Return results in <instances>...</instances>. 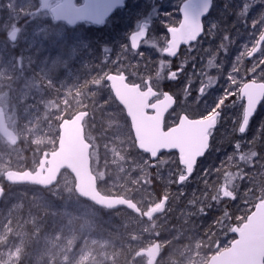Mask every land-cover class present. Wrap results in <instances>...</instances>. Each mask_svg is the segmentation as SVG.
I'll list each match as a JSON object with an SVG mask.
<instances>
[{
    "label": "trees",
    "instance_id": "16d2710c",
    "mask_svg": "<svg viewBox=\"0 0 264 264\" xmlns=\"http://www.w3.org/2000/svg\"><path fill=\"white\" fill-rule=\"evenodd\" d=\"M181 1L174 0L171 6H166V0H151L150 3L145 0H126L124 7L116 10L102 27L104 35L83 25L68 29L78 33L87 28L90 36L88 46L92 57L83 55L78 58L72 48L56 54L49 43H42L40 37L31 36V33L26 36L24 48L19 47L16 39L10 41L8 30L23 34L34 16L42 11L39 0H0V94L15 85L25 71V78L40 84L46 95L45 100L58 98L50 106L54 116L50 121L54 122L56 130L61 118L71 117L83 108L95 117L93 123L100 120L99 126L107 130V125L117 119L110 114L114 105L113 97L103 79L99 85L92 81L104 77L106 73L122 70L123 67L116 66L114 62L124 57V53L119 51L124 47L116 44L115 37L147 24L150 26L149 38L155 33L165 38L167 26H175L179 21L177 8ZM165 13L170 15L166 16ZM241 13L244 15L241 16ZM262 17L264 0H217L211 11L210 25L205 27L208 34L211 24L217 25L214 33L218 35L219 42L207 48L204 41L200 40L195 50L183 49L178 58L172 61L175 68L185 70L203 65L202 56L209 50L225 54L226 62L210 73L213 84L209 88L212 97L208 103L214 96L221 95L225 88L234 94L226 99L225 103L229 107L222 112L223 118L213 131L210 149L199 161L189 181L182 185L175 183L180 169L175 154L164 155V158L170 157L174 161L167 179L170 184L164 175L157 172L158 169L151 168L150 163H144L149 169L146 185L153 198L148 203L152 205L167 196L164 210L150 220L142 219L124 208L108 211L95 206L97 213L94 216L67 218L54 206H46L30 197L31 189L35 188L3 183L2 173L5 170L33 169L37 163L33 156L35 144L20 136L25 122L20 119L22 109H16L14 121L6 118V129H14L17 138H13L16 141L13 145L0 135V183L5 188L0 200V249L11 256L10 263L0 261V264H133L137 260V251L153 241H159L161 246L165 244L164 249L168 246L175 249L172 261L177 264H205L211 255L228 247L235 238L233 227L241 225L255 204L264 199V132L259 131L264 122V104L250 123L248 131L245 134L238 131L242 117L238 88L243 81L264 78V68L261 73H255L252 69L254 64L247 61L245 55L237 65V83H225L237 57L245 48L250 49L252 46L248 37L249 29L252 28V34H256L264 27L259 23ZM254 21L257 22L255 27ZM97 35L105 38L97 39ZM224 35H228L232 41L228 44L227 52L220 49L222 42L228 43L223 41ZM16 43L15 47L10 46ZM123 45L129 49L127 44ZM141 52L145 53L142 61L146 63L147 57L158 58V53L151 49L145 48ZM210 60L212 64L215 61L213 58L205 61ZM101 65L106 67L100 69ZM135 65L142 68L140 57ZM145 75L141 71L140 76L147 78ZM22 84L19 83L18 87ZM195 93L191 103L200 105L203 109L201 112H205L208 103L204 101L209 95L197 99L200 97L199 90L196 89ZM86 96L90 98L88 104L84 103ZM181 97L177 95L180 101ZM76 99L77 103H74ZM233 104L234 107L231 106ZM116 111L125 124L130 141H127L128 147L121 141L113 144L124 155L127 167L143 165L142 161L147 157L136 150L127 119L119 108ZM57 135L58 131L53 134V147ZM237 142L240 143L239 149L235 148ZM252 152L257 155L250 157ZM245 154L251 158L250 163L239 159L240 155ZM137 156L139 161L136 160ZM205 173H208L206 178ZM64 178L71 181V194L75 196L72 177L63 172L59 181ZM226 182L234 186L235 199L223 198L219 203L212 201L211 197ZM98 189L105 195L124 196L112 188L104 187L99 181ZM42 192L47 193L49 190ZM129 199L136 202L134 197ZM201 207L204 213L199 211ZM162 254L163 248L160 258ZM159 260L157 264H161Z\"/></svg>",
    "mask_w": 264,
    "mask_h": 264
},
{
    "label": "water",
    "instance_id": "95a60500",
    "mask_svg": "<svg viewBox=\"0 0 264 264\" xmlns=\"http://www.w3.org/2000/svg\"><path fill=\"white\" fill-rule=\"evenodd\" d=\"M52 1L59 2L49 8V5ZM125 1L126 0H83L81 4H76V0H39L40 9L43 11L49 8L50 15L54 22L63 23L70 28H74L78 24H105L116 10L124 7ZM202 3L203 0H185L180 5V8H183L185 5H189L191 11H196ZM211 8L209 9V12L201 18L203 25L204 19L209 15ZM179 15L180 20H182L183 16L180 11ZM178 26L179 23L176 25V27ZM167 34L168 38L170 39V33L167 32ZM202 35L203 33L201 36ZM147 36L148 34H146L142 40L146 39ZM15 37L16 32H12L9 35L10 40H14ZM200 37H198L197 40ZM196 41L190 42L189 44H181L177 50V56L181 52V49L192 45ZM257 53H254L253 56L248 58L254 57ZM177 56L165 57H168L169 59H175ZM115 74L116 73H109V75ZM105 81L110 87V82L106 79ZM125 82L129 83L127 82V78ZM249 82L251 81H247L246 83ZM111 91L115 100L120 103V101L115 97L112 89ZM262 103L263 100L257 105V111L250 118V122L258 112ZM175 104L176 100L173 98V104L167 110V112H165V116L175 106ZM244 104H246V101H244ZM122 106L126 111L127 118L130 121L136 147L139 152L145 154L142 149L147 144V132L143 129H141L139 133L134 131L133 122L129 117L124 105ZM88 115L89 113L87 111H82L78 112L71 118L63 119L58 127L59 138L56 148L53 151H45L42 153L35 170L7 169L2 173V182L10 186L30 185L44 189H50L56 186L61 173L67 172L73 179V189L76 196L99 209L113 211L124 208L146 220H150L161 213L164 210V206L167 201L165 197H163L157 205L149 208L147 211H143L132 199L118 195H105L100 192L98 189L97 177L92 171L91 166L90 152L92 146L90 143H88L85 136L84 121ZM5 121V114L4 112L0 111V135L4 136L8 142L15 145L16 141L6 133ZM210 143L211 140L209 138V148L206 150L205 154L210 149ZM163 153H175L178 158V152L175 150H162L161 154ZM205 154L202 157L197 158V163L205 156ZM145 155L148 156V154ZM158 158L156 160H151L149 158V160L153 165L158 160ZM3 183H0V200L5 194V188L2 185ZM232 234L235 236V238L229 244V246L211 255L206 264H264V199L259 200L255 204L253 210L248 214L247 218L241 225L233 227ZM160 255L161 244L159 241H153L150 245L140 249L136 253V257L145 258V264H157Z\"/></svg>",
    "mask_w": 264,
    "mask_h": 264
},
{
    "label": "snow or ice",
    "instance_id": "6c2138e0",
    "mask_svg": "<svg viewBox=\"0 0 264 264\" xmlns=\"http://www.w3.org/2000/svg\"><path fill=\"white\" fill-rule=\"evenodd\" d=\"M213 0H203V3L198 7L196 11H191L189 5H185L183 8H179L182 13L183 19L179 21V26H167V32L170 33L171 38L164 42V46L159 48V52L162 55L168 57L177 56V50L181 44H189L190 42L196 41L198 37L204 32V25L202 24L201 18L209 12ZM165 15H170L165 13ZM241 16L244 14L241 13ZM257 22H253V27ZM260 24L264 25V17L259 21ZM150 26L145 24L142 25L138 31L134 32L130 37V47L132 50H137L141 46V40L149 32ZM217 28L215 23L211 24L208 30L209 34H213ZM239 35V33H238ZM251 39V34H249ZM223 41L220 44V49L227 52L228 44L232 41L228 35H224ZM147 44L148 42L145 41ZM264 44V27L261 28L259 38L252 43L250 49L245 48L237 60L232 65V71L228 73L227 83L230 81L232 84L237 83L236 74H238L237 65L243 56L251 57L254 53L260 52L261 56L264 57V48L261 45ZM155 47V44H153ZM142 59H145V53H136ZM147 60H151V57H147ZM215 57H213V60ZM264 63V60L260 61ZM212 63V60L209 61ZM160 69L156 75L158 79H164L165 69H170V62L160 60ZM255 69V65L253 70ZM177 71H169L168 79L175 80L177 78ZM102 79H106L110 82V87L113 90L115 97L120 101L127 110L129 117L133 122L134 131L137 133L141 129L147 132V144L142 149L145 154H148L151 160H156L162 153V150L178 152V162L182 165V168L178 169L176 174L175 183L183 184L188 180L189 176L194 171V167L197 163V158L202 157L206 150L209 148V138L212 135L213 129L217 123L223 118L222 112L229 107L225 103L229 95H233L229 89L225 88L221 95L214 96L211 103L206 106L208 108V114L202 116L200 119H190L187 115L178 117L179 122L174 126L165 127L164 116L165 112L173 104V96L167 92L154 91V86L148 81H144L143 84L137 83H126L125 76L119 71L115 75L105 74L104 77L94 79L92 82L96 85L101 83ZM191 83V78H188ZM213 84V78L209 77L206 83H203L199 88L200 97L197 99L204 98L212 93L209 92V88ZM185 95H188V89H184ZM238 95L241 101H246L243 105L242 118L239 122L238 131L239 133H245L250 118L257 111V105L264 100V82H258L256 79L251 80L249 83H242L238 88ZM162 97V98H161ZM231 106H235L234 104ZM151 110V111H149ZM261 132H264V122L261 123ZM139 139V137H138ZM236 149L240 148V143L237 142L235 145ZM256 152H252L250 157H255ZM248 155H240L239 159L245 162H251V158ZM231 159V157H229ZM149 165V160H144ZM166 161L161 157L158 164L151 166L156 167L163 165ZM208 173H205V178ZM228 179H234L229 177ZM234 186H230L226 182L222 187L217 190V193L211 197L212 201L219 203L223 198L235 199ZM167 199V196H165ZM201 213H204V208L199 209Z\"/></svg>",
    "mask_w": 264,
    "mask_h": 264
},
{
    "label": "rangeland",
    "instance_id": "374dc122",
    "mask_svg": "<svg viewBox=\"0 0 264 264\" xmlns=\"http://www.w3.org/2000/svg\"><path fill=\"white\" fill-rule=\"evenodd\" d=\"M145 2L150 3L151 0H145ZM173 2L174 0H166L165 4L166 6H171ZM12 31L14 30H8L7 35H10ZM29 33H31V36L40 37L43 41L42 43L45 42V38L48 39V37L52 36L54 39L55 37L61 39L65 35L62 26L53 23L45 12H40V14L38 13L37 16H34L23 34L18 33V36L15 39L16 42L19 43L20 48L26 46V36L29 35ZM17 43L11 44L10 46L15 47ZM162 43V37L155 33L150 37L148 43H145V46L146 49L159 51V45ZM153 44H155V47H153ZM64 49L65 48H62L63 51ZM73 49L74 48H72V50ZM120 60L121 61L119 62L115 61L114 64L123 67V65H125L123 64L125 60L124 58H120ZM200 66L203 67V65ZM212 66L213 64H208L206 67ZM134 79H136L135 76ZM168 80L171 81L170 79ZM21 82L23 84L18 87V84ZM45 99L46 95L40 84L34 82L32 79L25 78V71L23 72L21 79L18 80L15 85H12L10 89L5 90L4 93L0 94V111L5 113L7 119L14 121L16 119V109H22L20 119L25 120V122L20 136L35 144L36 151L34 155L37 159L39 158L41 151H46L53 147V134L57 131L54 122L50 121L52 119L51 117H54L50 110V106H53V104L46 103L44 101ZM189 102L190 100L187 99L181 100L180 107H177V110H181V108L191 110V108L187 106L190 105ZM74 103H77V99ZM94 125L95 123H93V119L91 122H89V120L85 122L86 139L90 143H94L92 140H95ZM6 131L7 135L12 138H17L14 129L7 128ZM116 142L117 141H113L110 146H107V150H105L104 145L99 143L95 145L91 153L92 170L101 185L112 188L113 190L124 194L127 198H136V202L142 208L148 209L151 206L148 202L153 200L151 192L146 185V177L149 173L148 165L144 164L145 162L142 161L143 165L136 164L132 167H127L124 164V155H122L113 144ZM163 159L166 163L158 165L157 172H159L161 176L164 175L167 180L172 171L171 166L173 159L170 157ZM167 183L170 184L168 180ZM71 188V181L64 178L47 193H43L37 189H31V193L29 194L30 197L46 206H54L55 210L67 218L96 215L97 209L92 204L79 199L76 194L75 196L72 195ZM148 226L150 225L148 224ZM151 237L154 238L153 235H151ZM164 246L165 244H162L161 246L164 250V254H162L159 263L177 264L176 261H172V256L176 254V250L170 246H168L167 249H164ZM5 259L10 260L11 256H9L4 250L0 249V261L3 262ZM191 261L193 263L195 262V260ZM133 264H145V260L143 258H137Z\"/></svg>",
    "mask_w": 264,
    "mask_h": 264
},
{
    "label": "bare ground",
    "instance_id": "6f19581e",
    "mask_svg": "<svg viewBox=\"0 0 264 264\" xmlns=\"http://www.w3.org/2000/svg\"><path fill=\"white\" fill-rule=\"evenodd\" d=\"M125 3H126V1H125ZM50 7L51 6L49 5V8ZM49 8L47 10H49ZM86 25H87L86 27H91L92 29L97 30L98 34L104 35V31L102 29L104 24L95 25V24H92V23H87ZM62 28L64 29V32H65V35L63 36V38L58 39L57 37H55V39H54L51 36V37H48V39L45 38V42L50 44L52 50H55L56 54L62 53V52H64L65 50H67L69 48H74L78 53H82L83 50L89 45L88 40H89L90 36H88V31L86 30L87 28H85L82 32L78 31V33L74 32V31L70 32L68 30V29H73V28H69V27H65V26H62ZM66 30H67V32H66ZM138 30H139V28L135 29L134 31H131L130 33L129 32H125V33L118 34L117 36L115 35L116 36L115 37L116 44L118 46H120V47H124L125 48V49L124 48L119 49L120 52L124 53L123 54L124 55L123 58L125 60L124 63H123L125 65H123L122 70H119V72L121 74L125 75L126 78H127V81L130 82V83H136L137 80H141V81L148 80V82L151 83L154 86V91H158V92H161V93L162 92H167L169 95H172L173 98H175L176 101L179 100V99H177V95L178 94L182 96V100H186V99L187 100H191L193 98V96L195 97L196 89L199 90V88L202 86L203 82L208 80V78L211 76L210 75L211 71H213L215 68H218L220 64H224L226 62V60H227V56L225 54L219 53V52H215V51L211 52L209 50L205 55L202 56V58L204 60V62H202L203 63V67H201V66L199 68L190 67L189 69H185L184 70V69H180V68H175L174 64L172 62V61L176 60L179 55L175 59H169L168 57H165L164 55H162L159 51H156L158 53V58H151V60L150 61L148 60L147 63H146V61H142V58L139 55H137L136 53L145 50V48H146L145 41L148 42L150 40L149 32L147 33L148 34L147 38L140 42L141 46H140L139 49L132 50L131 47H130V44H131L130 37H131V35L134 32H136ZM12 32H16V37L15 38H17L18 31L14 30ZM165 32H166V37L162 38L163 39V43L159 45L160 46L159 48L163 47L164 46V42L169 39L166 30H165ZM70 34H73V35H70ZM95 37L97 39H104L105 38L104 36H98V35L95 36ZM123 43L127 44L129 46L130 50L126 49V47L123 45ZM62 48H65L64 51L62 50ZM189 48L195 50L197 47H196V44L193 43L192 45L189 46ZM86 56H87V58H90V56H91L90 47H89L88 52L86 53ZM139 57H140V62H141L142 68H139L138 65H135V63H137V61L139 60ZM213 57H215V59H214L215 61L213 62L214 66L206 67L210 63L206 62L205 60H209V59H211ZM162 59L167 61V62H170V66L171 67H170V69H165V71H164V77L165 78L164 79H158L156 73L160 69L159 62ZM117 61L118 62L121 61L120 58L118 60H116V62ZM104 67H106V65H101L100 69H103ZM141 71H143V74H146L145 76H147V78H143L142 76H140L141 75ZM169 71H177L178 72L177 78L175 80H171V81L168 80L167 77H168ZM106 74H109V73H106ZM134 76L136 77V79H134ZM189 77L191 78V83H189V81H188ZM185 88L188 89V95H185V92H184ZM211 97H212V95H209L208 99H206L204 101V103H208L209 102L208 100ZM56 100H58V98H49V99L45 100V102L52 103V102H54ZM204 103L202 104V106H204ZM117 108H119L120 111H122V113H124L126 115V111L124 110L123 106L117 100H115L114 105H113L112 109L110 110V114H111L112 118H117V119L112 121L111 123H109L107 125V130L104 131V130H102L101 126H99L100 125V123H99L100 120L96 121V123L94 125V127H95L94 128V130H95V133H94L95 140H92L95 144L94 143H90L87 140L88 143H90V145L92 146L91 152H90V157H91L92 150L95 147V145H97V143H99L101 145H104L105 150L108 149L107 146H110L111 142H113V141H121L123 143V145L128 147L127 141H130L129 134L126 135L127 130L125 128V124H124L122 118L118 115V113L116 111ZM84 111H87L89 113V115H88V117L86 119H91L92 120V119L95 118V117H92V116L89 117L91 115V112L89 110H84ZM78 112H82V111H77L71 117H73ZM184 115L189 116L190 119H199L197 117L201 116L202 114L200 112H198V108L197 107H192L191 110L188 113L184 114ZM71 117H67V118H63V119H68V118H71ZM63 119L61 118L60 122ZM91 120H89V121L91 122ZM60 122L58 123V126H57L58 135L56 137V144H57V141H58V138H59V129H58V127H59ZM214 129H213V131H214ZM130 131H131V134H132L131 128H130ZM213 131H212V135H213ZM212 135L210 136V140H211ZM132 140L134 142L136 150L138 151V149L136 147V143H135V139H134L133 134H132ZM43 152H45V151H43ZM46 152H48V151H46ZM41 155H42V153H41ZM33 156L35 157V155H33ZM35 159L39 160V158L38 159L35 158ZM136 160L139 161L138 156L136 157ZM199 161H198V163H199ZM177 163L179 164L178 158H177ZM198 163H197V165H198ZM197 165H196V167H197ZM171 167L173 169V166H171ZM179 167L182 168V165H179ZM192 175L190 176V178L192 177ZM190 178L187 181H189ZM187 181H185V182H187ZM178 185H182V184H178ZM120 209H122V208H120ZM116 210H118V209H116ZM113 211H115V210H113ZM137 258H143L145 260L144 257H137ZM4 261L6 263H10L9 260L5 259Z\"/></svg>",
    "mask_w": 264,
    "mask_h": 264
},
{
    "label": "flooded vegetation",
    "instance_id": "af4514ba",
    "mask_svg": "<svg viewBox=\"0 0 264 264\" xmlns=\"http://www.w3.org/2000/svg\"><path fill=\"white\" fill-rule=\"evenodd\" d=\"M82 1L83 0H76V4H81L82 3ZM185 0H183V1H181L179 4H178V8H177V13H178V16H179V21H180V15H179V8H180V5L184 2ZM216 1L217 0H213V5H212V8H211V10H210V13H209V15L204 19V32H203V35L194 43V44H197L200 40H203L204 42L203 43H205V46L207 47V48H211V46L212 45H216L218 42H219V37H218V35H216L214 32H213V34H207L206 33V25L208 24V25H210V23H209V21H210V19H211V11H212V9L214 8V6H215V4H216ZM59 1H52L51 3H50V6H53V5H55L56 3H58ZM42 11V10H41ZM42 12H45V13H47V15H48V17H49V19L51 20V21H53L52 20V17H51V15H50V12H49V10H43ZM179 21H178V23H179ZM177 23V24H178ZM55 24H58L59 26H65V27H68L67 25H65V24H63V23H55ZM79 25H83L84 27H86L87 25L86 24H78V25H76L74 28H76L77 26H79ZM176 26V25H175ZM70 28V27H69ZM73 28V29H74ZM250 30V32L248 33V37H249V34H251V39H250V41H252V43H254L255 42V40L256 39H258L259 38V33H260V29L256 32V34H252V28H250L249 29ZM251 43V44H252ZM262 48H264V44H262V46H261ZM189 48V46L188 47H185V48H183V49H188ZM251 48V47H250ZM183 49H181V51L183 50ZM190 49V48H189ZM88 50H89V46H87L84 50H83V52L82 53H78L75 49H73V53H74V55H75V57H76V55H77V57L78 58H81L83 55L85 56V57H87L86 56V53L88 52ZM191 51H193V49H190ZM180 54V53H179ZM246 60L247 61H251L254 65H255V69H254V72L255 73H261V71H262V69L264 68V63H261L260 61L261 60H264V57H262L261 56V54H260V52H258L254 57H252V58H248V56H246ZM253 65V66H254ZM253 69V68H252ZM112 73H116L117 74V71H115V72H112ZM253 79H256L258 82H261V81H264V78H251V79H249V80H247V81H251V80H253ZM103 81H104V84H106V86H107V88L109 89V91H110V93L112 94V97H113V101L115 102V98H114V96H113V93H112V91H111V89H110V87H109V84L105 81V79H103ZM145 80H143V81H141V80H137V84H143V82H144ZM247 81H243L242 83H246ZM128 82V81H127ZM130 83V82H129ZM242 83H241V85H242ZM240 85V86H241ZM178 99V98H177ZM238 99H239V95H238ZM181 100H182V97H181ZM90 103V98H89V96H86V98L84 99V103ZM239 102L241 103V105H242V111H243V105H244V101H241L240 99H239ZM180 104H181V101L180 100H178V101H176V104H175V106L168 112V114L165 116V118H164V121H165V127L167 128V126H174L175 124H177V122H178V117L179 116H181V115H183V114H186V113H188L190 110H187V109H183V108H181V110H177V107H180ZM189 104L190 105H187L189 108H192V107H197L198 108V112H200L202 115L201 116H199V117H197V118H202V116H204V115H207L208 114V109L205 111V112H201V111H203V109H201V106L199 105H195V104H192L191 103V101L189 102ZM264 104V100H263V103L261 104V106H260V108L262 107V105ZM260 108H259V110H260ZM84 110H87L86 108H83L82 110H79V111H84ZM258 110V111H259ZM258 113V112H257ZM256 113V114H257ZM124 114V113H123ZM124 116H125V118L127 119V121H128V123H129V125H130V121H129V119L127 118V116L124 114ZM256 116V115H255ZM254 116V117H255ZM89 117H91V115L89 116ZM242 118V117H241ZM88 120H90V119H86L85 121H84V127H85V122L86 121H88ZM253 120V119H252ZM252 120H251V122H252ZM241 121V120H240ZM250 122V123H251ZM218 124H219V122L217 123V126H218ZM216 126V127H217ZM250 126V125H249ZM215 127V128H216ZM130 128H131V125H130ZM249 128V127H248ZM215 130V129H214ZM247 131H248V129H247ZM246 131V132H247ZM245 132V133H246ZM56 147V143H55V146L54 147H52L51 149H49V150H46V151H48V152H50V151H52L54 148ZM45 151V150H44ZM43 153V152H42ZM141 153V152H140ZM143 154V153H142ZM145 155V154H144ZM164 155H171V154H167V153H163V154H161L160 156H159V158H158V160L154 163V164H158V161H159V159L162 157V158H164ZM176 155V154H175ZM146 157H147V160H149V157L147 156V155H145ZM41 157V156H40ZM40 157H39V159H40ZM38 162H39V160H37V163L35 164V166L33 167V169H29V170H35V168L37 167V165H38ZM149 163H150V167L151 168H156V169H158V167L159 166H156V167H153V166H151L152 165V163L150 162V160H149ZM62 174V173H61ZM61 176V175H60ZM59 181V180H58ZM27 186H30V185H27ZM32 188H35V189H37V190H40V191H42V190H50V189H52V188H50V189H44V188H40V187H36V186H31ZM125 197V196H124ZM127 198V197H126ZM160 202V201H159ZM158 201L156 202V203H154V204H152L149 208H151V207H153V206H155V205H157L158 203H159ZM136 203V202H135ZM137 204V203H136ZM138 205V204H137ZM139 206V205H138ZM142 208V207H141ZM148 208V209H149ZM164 208H165V206H164ZM148 209H143V211H146V210H148ZM140 217V216H139ZM141 218V217H140ZM143 219V218H142Z\"/></svg>",
    "mask_w": 264,
    "mask_h": 264
}]
</instances>
